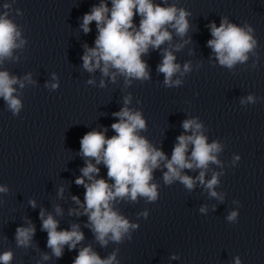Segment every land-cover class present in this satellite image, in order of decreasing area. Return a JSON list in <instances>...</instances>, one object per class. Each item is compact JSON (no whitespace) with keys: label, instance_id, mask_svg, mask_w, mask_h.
<instances>
[{"label":"water","instance_id":"95a60500","mask_svg":"<svg viewBox=\"0 0 264 264\" xmlns=\"http://www.w3.org/2000/svg\"><path fill=\"white\" fill-rule=\"evenodd\" d=\"M100 2L0 0V15L8 12L25 41L13 51L12 59L0 64V71L21 80L30 74L34 81L25 80L23 88L13 86L22 103L16 115L0 97V187L7 188L0 192V254L11 250L10 264H73L79 250L91 246L102 259L115 252L119 264H235L236 257L241 264H264V0H153L190 13L189 29L181 37L169 26L172 40L159 49L150 47L142 56L150 78L132 79L130 84L120 74L113 82L99 69L83 68L85 46H95L98 31L95 21L87 34L80 25ZM105 2L111 8V0ZM5 4L10 7L6 9ZM224 17L240 27L250 26L257 41L249 59L232 69L219 65L207 46L212 39L209 25L215 22L219 27ZM140 19L134 17L137 28ZM176 45H181L179 50ZM165 48L173 52L181 69L185 63L191 66L188 73L173 76L182 81L178 86H166L164 74L158 71ZM52 83L58 87L51 88ZM248 95H254L256 102L242 104ZM126 97H130L127 105ZM123 107L141 112L146 129L138 134L168 159L176 138L191 135L185 133L183 121L196 118L208 142L223 146L217 154L221 164H210L205 175L207 181L213 172L220 173L215 190L223 200L211 197L199 181L192 190L178 180L166 185L167 169L161 164L153 172L156 201L138 197L134 202L128 198L113 202L114 210L138 227L130 228L121 242L109 239L101 246L87 215L70 214L84 211L85 188L75 181L91 158L82 156L80 140L93 130L107 129L106 138L116 135L111 125L119 118L113 113ZM236 156L240 159L235 160ZM97 167L96 178L113 183L103 163ZM200 171L184 169L182 174L195 178ZM30 201H35V207ZM41 210L45 218L52 214L59 222L58 230L79 225L84 239L73 250L64 246L57 258L47 247ZM232 211L238 216L230 222L227 216ZM29 224L35 226L31 244L18 247L16 229ZM45 254L49 259H43Z\"/></svg>","mask_w":264,"mask_h":264},{"label":"clouds","instance_id":"9594fccd","mask_svg":"<svg viewBox=\"0 0 264 264\" xmlns=\"http://www.w3.org/2000/svg\"><path fill=\"white\" fill-rule=\"evenodd\" d=\"M167 0H164L166 3ZM7 9L10 5L5 4ZM140 16L138 28L134 26V17ZM188 15L183 8L178 9L175 5L162 6L154 4L153 0H111V8L105 0L99 5H94L89 13L83 16L80 25L84 33H89V25L95 21L98 35L95 46L88 48L82 56L83 68L88 72L99 69L103 76H111L115 82L116 75L125 77L126 83L130 84L132 79L147 80L150 78L147 63L142 56L152 49H159L166 41L172 40V33L168 30L170 26L176 34L183 37L189 29ZM212 39L207 41V46L212 49L219 65L234 68L238 63L243 64L249 59V53H254L257 41L253 36L250 26L240 27L230 23L226 17L221 19L219 27L215 22L209 25ZM21 31L12 19L8 18V12L0 15V64L5 59L13 58V51L25 43L20 39ZM19 40V43L17 41ZM177 50L181 45L175 46ZM173 52L165 48L163 50L162 62L158 65V71L164 74L166 86L180 85V79L173 80V76H181L191 71L189 63L181 65L175 62ZM115 69V72H111ZM55 79V75L53 76ZM34 83L31 75H26L23 80L11 76L8 71H0V97L7 103L8 109L16 115L19 113L22 103L14 93L17 91L14 85L25 87L24 81ZM88 83H94L89 80ZM104 86V81H101ZM50 87L55 89L58 84L52 83ZM256 97L248 95L241 99V103H255ZM130 103V97L125 98V105ZM118 117V122L113 123L111 128L116 135L106 138L104 131H90L80 140V151L86 160V166L81 169L82 175L77 177L75 183L85 188L84 203L81 205L84 211L71 210L70 214L87 215L89 226L96 240L101 246H106L109 239L113 242H121L123 237L129 233V229L138 227L130 224L128 219L114 210L113 202L117 198H128L136 201L138 197H144L149 202L158 199V186L153 181L154 170L161 167L167 169L163 174L166 185L179 181L188 190H192L197 181L208 190L211 197L223 200V195L215 190L219 184L220 173L213 172L211 179L205 181L206 170L210 164L220 165L217 154L222 151V145L213 141L203 134V125L196 118L186 119L182 127L191 135H179L172 150L171 158L154 147L149 141L140 136L138 132L146 129V121L140 111H133L123 107L119 112L113 113ZM191 147L189 155V146ZM95 160V164L92 163ZM240 157L236 156L235 160ZM103 163L107 168V177L113 183L109 184L104 178L97 179L99 168L97 165ZM184 169H200L195 178L182 174ZM85 178H87V183ZM6 187H0V192H6ZM63 189H60L62 194ZM77 204H81L78 197L72 198ZM35 207V201H30ZM201 212H206L201 207ZM56 212L60 214L61 209L57 206ZM147 216V213H143ZM238 212L232 211L227 216L228 221H236ZM42 229L47 232V247L57 258L63 255L64 246L69 250L76 248L84 239L79 225L73 224L70 230H58L59 222L48 214L45 218L43 210L40 212ZM35 235V226L29 224L27 227H18L15 239L18 247H28ZM173 259L176 257L173 256ZM13 259L11 250L0 254V264H10ZM43 259H49L47 254ZM73 264H119L116 253L113 252L107 258L102 259L91 246L79 250ZM235 264H241L240 258H235Z\"/></svg>","mask_w":264,"mask_h":264}]
</instances>
